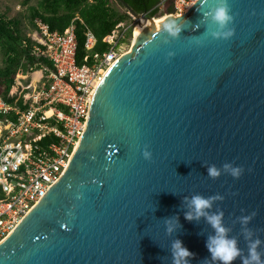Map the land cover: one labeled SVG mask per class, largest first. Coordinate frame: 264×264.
<instances>
[{
	"label": "water",
	"instance_id": "water-1",
	"mask_svg": "<svg viewBox=\"0 0 264 264\" xmlns=\"http://www.w3.org/2000/svg\"><path fill=\"white\" fill-rule=\"evenodd\" d=\"M213 3L195 0L167 20L176 35L151 28L104 71L66 170L0 242V264H172L177 238L191 264H219L205 247L211 225L185 219L195 194L218 196L207 211L223 213L241 255L244 229L259 237L264 258V0H227L223 29Z\"/></svg>",
	"mask_w": 264,
	"mask_h": 264
},
{
	"label": "built area",
	"instance_id": "built-area-1",
	"mask_svg": "<svg viewBox=\"0 0 264 264\" xmlns=\"http://www.w3.org/2000/svg\"><path fill=\"white\" fill-rule=\"evenodd\" d=\"M166 1L173 4L176 15L195 2ZM37 25L36 36L31 35L37 42L33 51L45 56L52 67L40 69L38 86L25 84L16 89L14 83L9 91L12 103L0 95V242L66 170L85 130L91 93L104 71L124 53L120 37L112 36L107 40L109 49L92 53V64H79L73 24L62 32L50 30L41 20ZM95 42V34L88 29L86 50L91 51ZM46 136L53 139L44 143Z\"/></svg>",
	"mask_w": 264,
	"mask_h": 264
},
{
	"label": "trees",
	"instance_id": "trees-1",
	"mask_svg": "<svg viewBox=\"0 0 264 264\" xmlns=\"http://www.w3.org/2000/svg\"><path fill=\"white\" fill-rule=\"evenodd\" d=\"M28 1V0H25ZM166 0H37L34 5L28 6L30 30L38 28L37 21L49 25L50 30L64 31L73 24L78 36L77 62L92 64V53L104 52L111 43L105 36L112 33L116 26L123 22L129 8L148 17L163 14ZM167 12L172 13L174 6L171 2L166 6ZM90 29L96 36V42L91 51L84 46L85 32ZM131 35L127 32L125 39ZM37 42L22 31L19 18H9L0 12V51L2 64L0 65V95L7 102H13L14 97L9 95L15 83L19 70H40L45 66L52 67L51 62L42 55L34 53ZM88 55L87 60L84 56ZM19 103L22 105V98ZM52 136L43 140L48 143Z\"/></svg>",
	"mask_w": 264,
	"mask_h": 264
},
{
	"label": "clouds",
	"instance_id": "clouds-1",
	"mask_svg": "<svg viewBox=\"0 0 264 264\" xmlns=\"http://www.w3.org/2000/svg\"><path fill=\"white\" fill-rule=\"evenodd\" d=\"M207 15L210 17L212 24L218 29L225 28L229 21L232 20L227 0H214L213 6L209 8ZM163 30L172 35H176L181 30L180 23L177 20H169L163 24ZM231 34V29L224 32H211L213 37H228ZM142 154L146 159L151 155L150 152L146 150L143 151ZM223 167L229 170L234 178H239L243 171L242 166L240 165L226 163ZM207 174L214 178L220 175V170L215 165H209L207 167ZM217 198L219 197H204L200 194H195L188 201L190 210L184 214L185 219L187 220H192L194 218L199 219L203 216L214 230L213 233L208 235L205 239V247L208 250L210 259L214 262L219 261V264H233V261L239 257L240 264H264L262 253L258 251V246L261 244L259 237L249 239V237L252 236V233L245 228L244 234L245 238L248 240L247 254L241 255L242 250L238 247L236 238L227 234L228 229H226L222 223L223 213H209L207 211V209L211 207L212 200ZM252 215H254V213L241 216V224L246 225L252 218ZM166 223L168 225L167 231L171 232L175 227L173 218H169ZM170 250L172 264H191L188 258L195 255V253L190 251L179 238L172 241ZM208 259V257L204 258L203 264H207Z\"/></svg>",
	"mask_w": 264,
	"mask_h": 264
},
{
	"label": "rangeland",
	"instance_id": "rangeland-1",
	"mask_svg": "<svg viewBox=\"0 0 264 264\" xmlns=\"http://www.w3.org/2000/svg\"><path fill=\"white\" fill-rule=\"evenodd\" d=\"M169 2V1H167ZM164 3L163 6L166 7L168 4ZM37 3V0H0V12L5 13L6 16L9 18H19L20 20V27L22 28V31L26 33L27 35H33L36 36V31L30 30V23L28 19V6L34 5ZM165 11V10H164ZM165 14H157V16L152 17V19L156 20L157 18H162ZM138 23L137 19L128 12L127 18L120 23V25L116 26V28L112 31L111 34L107 36H116V39L120 37L119 39V48L120 52H126L131 49L133 39L135 37L134 35V28L136 24ZM130 30L131 35L129 38L125 39V36L127 32ZM121 32H124V35L121 36ZM107 36H105L107 38ZM105 40H111L105 39ZM2 64V54L0 51V65ZM40 77V70H26L22 71L19 70L16 74V80H15V87L16 89H21V86L25 84H33V86H38L39 82H36L38 78Z\"/></svg>",
	"mask_w": 264,
	"mask_h": 264
},
{
	"label": "bare ground",
	"instance_id": "bare-ground-1",
	"mask_svg": "<svg viewBox=\"0 0 264 264\" xmlns=\"http://www.w3.org/2000/svg\"><path fill=\"white\" fill-rule=\"evenodd\" d=\"M167 2V1H166ZM175 16L176 14H172V13H168L165 14L162 18H157L156 20L149 18V19H142L140 21H138V23L136 24L135 28H134V39H133V43L146 31L150 30L151 28H155L158 29L160 27L163 26V24L170 19L172 16ZM112 38V36H107V38L105 37V39H110ZM130 50L124 52L123 54H127ZM98 84V83H97ZM96 85V84H95ZM94 91V90H93ZM94 92L91 93V97L93 95Z\"/></svg>",
	"mask_w": 264,
	"mask_h": 264
}]
</instances>
